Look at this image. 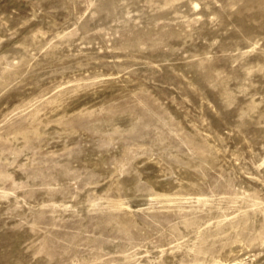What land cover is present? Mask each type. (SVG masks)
Wrapping results in <instances>:
<instances>
[{"label": "rangeland", "instance_id": "1", "mask_svg": "<svg viewBox=\"0 0 264 264\" xmlns=\"http://www.w3.org/2000/svg\"><path fill=\"white\" fill-rule=\"evenodd\" d=\"M0 264H264V0H0Z\"/></svg>", "mask_w": 264, "mask_h": 264}]
</instances>
